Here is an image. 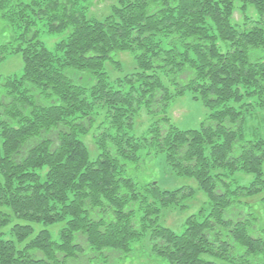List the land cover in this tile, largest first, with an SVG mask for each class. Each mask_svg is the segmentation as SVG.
Returning a JSON list of instances; mask_svg holds the SVG:
<instances>
[{"label": "trees", "instance_id": "trees-1", "mask_svg": "<svg viewBox=\"0 0 264 264\" xmlns=\"http://www.w3.org/2000/svg\"><path fill=\"white\" fill-rule=\"evenodd\" d=\"M91 4L0 0V62H23L0 78V264H120L144 239L169 264H264V0ZM186 91L197 128L168 116ZM158 153L195 187L141 178Z\"/></svg>", "mask_w": 264, "mask_h": 264}, {"label": "rangeland", "instance_id": "rangeland-1", "mask_svg": "<svg viewBox=\"0 0 264 264\" xmlns=\"http://www.w3.org/2000/svg\"><path fill=\"white\" fill-rule=\"evenodd\" d=\"M112 5H114V0H92V4L90 5L88 13L96 19H101L106 14L110 13V6ZM246 10L249 13L252 10L254 13L253 6L250 3L247 4ZM235 18H239L238 13L235 14ZM1 33L2 32L0 31V39H4L1 36ZM2 35L6 36V33ZM64 35L65 34L61 32L53 33L49 32L48 30L47 32L42 30L39 32V37L45 41L47 48L49 49H53L55 43L63 38ZM116 58H118V63L121 64L122 69L125 71L132 69V65L134 64L133 52H119L117 53ZM22 65V57L19 54H10L2 62H0V78L10 74L20 73L22 70ZM108 70H110L112 74H118L117 70L111 66L108 68ZM167 112L170 121L180 129L197 128L206 114V110L202 103L199 100L194 99L189 91L184 92V94L180 96H175L172 98L168 103ZM147 122L146 116L142 117L141 119L139 118V122L136 126L137 131L144 130L147 126ZM262 169L264 170V162L262 164ZM138 174L141 178L154 179L161 188L165 189H174L183 185L195 187V182L193 179L178 177L169 173L165 165L163 153H158L152 157L141 168ZM202 199H204L203 194L198 193L196 200L199 202ZM197 201H191L193 203L185 211H168L164 216V223L174 230L180 231L182 227L180 223L183 218L193 213L196 207L199 206L200 203ZM35 227L37 229L41 226L37 225ZM58 228V224L49 227L52 232L54 230L56 231ZM141 245L142 246H139V248L134 251L132 257L122 261L120 264H169L166 259L155 254V252L151 249L148 239H144Z\"/></svg>", "mask_w": 264, "mask_h": 264}]
</instances>
